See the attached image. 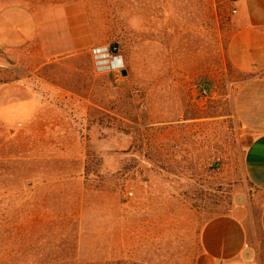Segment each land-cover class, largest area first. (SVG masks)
Segmentation results:
<instances>
[{
	"label": "rangeland",
	"instance_id": "obj_1",
	"mask_svg": "<svg viewBox=\"0 0 264 264\" xmlns=\"http://www.w3.org/2000/svg\"><path fill=\"white\" fill-rule=\"evenodd\" d=\"M231 2L0 0L39 25L0 74V264L198 263L251 139ZM112 44L125 75L93 68Z\"/></svg>",
	"mask_w": 264,
	"mask_h": 264
},
{
	"label": "crops",
	"instance_id": "obj_2",
	"mask_svg": "<svg viewBox=\"0 0 264 264\" xmlns=\"http://www.w3.org/2000/svg\"><path fill=\"white\" fill-rule=\"evenodd\" d=\"M231 4L226 56L246 77L237 85L235 113L251 139L243 156L245 183L231 192L228 210L203 225L197 264H264V0ZM38 32L34 12L13 5L0 8V74L6 57L19 60ZM35 105L30 103L28 111ZM10 107L23 111L26 105Z\"/></svg>",
	"mask_w": 264,
	"mask_h": 264
},
{
	"label": "built area",
	"instance_id": "obj_3",
	"mask_svg": "<svg viewBox=\"0 0 264 264\" xmlns=\"http://www.w3.org/2000/svg\"><path fill=\"white\" fill-rule=\"evenodd\" d=\"M91 59L97 73H120L124 69V57L115 44L92 48Z\"/></svg>",
	"mask_w": 264,
	"mask_h": 264
},
{
	"label": "water",
	"instance_id": "obj_4",
	"mask_svg": "<svg viewBox=\"0 0 264 264\" xmlns=\"http://www.w3.org/2000/svg\"><path fill=\"white\" fill-rule=\"evenodd\" d=\"M122 75H125V71H122Z\"/></svg>",
	"mask_w": 264,
	"mask_h": 264
}]
</instances>
